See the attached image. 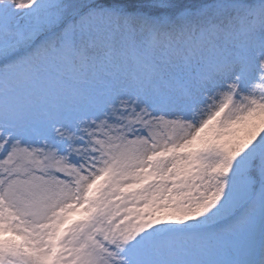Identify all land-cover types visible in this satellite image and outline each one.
<instances>
[{
	"label": "rangeland",
	"instance_id": "1",
	"mask_svg": "<svg viewBox=\"0 0 264 264\" xmlns=\"http://www.w3.org/2000/svg\"><path fill=\"white\" fill-rule=\"evenodd\" d=\"M32 1L0 0V47L9 42H16L18 46L17 51L9 55V58L12 55L13 60H7L16 64L28 53L27 49L30 50L28 62L19 68L7 72L8 69L0 65V69L5 70L0 73V237L10 235L11 240L21 245L23 249L22 254L18 253L14 260L12 259V264H143L140 256V259L129 260L127 254L123 257L120 251L109 244L106 234L108 229H111V224L110 227L108 223L103 224L102 231L101 225L93 223L97 218L96 213H93L97 195L108 196L107 193L115 188L130 186L141 176L146 166L150 165L148 164L150 160L153 161L150 166L154 171L147 186L141 188L143 191L135 197L147 200L163 194V190L174 176L173 166L183 158L178 154L179 150L185 147L183 142L189 138L188 141L193 140L190 136L194 134L197 126L195 120L209 115L227 95V85L233 80L231 71L233 63L244 57V60L249 61L248 71L255 74V65L263 60L259 51L264 48V38L252 56L250 54L252 42L246 38L264 32V14L257 13L251 20L246 19L248 14H243L241 21L235 18L231 20L232 13L222 9L226 5L225 2L230 4L231 2L223 0L220 1L218 8L186 17L184 21H188L189 25H196V29L216 23L222 31L234 28L240 30V34H247L241 36L245 39L242 41L239 38L236 47H230L229 53L226 54L230 66L212 64L205 69L215 73L210 79L200 80L190 89L192 99L189 102L185 101L183 94L176 88L175 78L178 71L176 68L173 69L174 76L170 82L172 85L163 91L165 103L161 106V94L142 95L132 87V84H128L124 89L123 86L126 84H118L117 81L113 87L120 86L123 90L121 93L118 89L113 94L104 93L100 84L96 86L86 78H84L86 81L77 84L80 90L78 96L62 98L55 94L54 98L49 94L50 91L44 93L45 90L40 89L39 85L49 78L42 73L44 56L48 55L47 49L45 46L30 47L31 39L26 35L18 38L16 29L19 25V16L33 9ZM97 1L39 0L33 15L47 20H63L64 24L70 18L84 16L80 24L82 31L79 33L81 53L84 58L91 57L92 64L96 63V68H100V55L110 44L118 47L119 55L124 47L137 46L143 56L145 52L142 40H145L154 29L143 22L139 24L134 20L136 18H131L133 21L123 25V21L118 18V12L106 9L103 14V10H98ZM253 20L256 23L250 25ZM13 25L15 27H12ZM50 38L53 41L51 44L60 47L64 42L74 38V32L67 31L63 37L60 34H53ZM177 48L173 63L179 65L181 46L177 45ZM207 56L215 62L223 58L221 54L214 56L210 52ZM152 62L158 63V57L152 55ZM86 72L89 74V71ZM32 74L35 81L31 85L28 79ZM252 79L255 83V78ZM243 90L245 96L252 94L248 87ZM87 96L89 102L82 100ZM52 98L55 107L44 106ZM61 100L62 106L66 105L68 108L72 106L73 101L80 104L75 116L77 122L85 120V116L91 111L106 106L105 112L98 115L103 126L101 135L97 136L94 132L89 135L83 132L70 133L71 123L61 108ZM238 104L239 102H235L233 108H237ZM86 122L89 123V120ZM141 129H144L145 134H141ZM87 138L90 143L99 142L97 155L90 154L88 141L83 143ZM194 140V146L197 147L198 140L196 137ZM103 163L110 165L113 171L109 170L108 179L98 181L95 190L86 201L83 199L78 201L76 216L68 225V228L73 227L63 232V245L59 246L60 243L55 236L69 212L63 210L64 203H59V192L56 191L55 183L50 181L60 182L65 187L68 201L72 202L75 186H79L82 193L88 181L99 174ZM257 168L256 176L259 179L253 181L257 183L256 191L262 205L264 154ZM254 183L249 187L251 191ZM131 195L132 193L128 194V197H123V202L130 203ZM107 204L105 215L110 213L109 207L112 208L110 200H107ZM75 217L85 221L76 226ZM255 223L257 234L254 243L249 245L255 246L246 252V256L254 254L255 257H251L253 262L259 260L258 264H264V216H261L259 211L251 216L250 225L255 226ZM101 232L104 233L103 241L99 235ZM203 246L207 251L202 250L201 253H213L211 258L213 263L219 257L218 250L222 249L221 246L215 242ZM4 247V243H0V250L3 251ZM179 247L180 244L177 248ZM197 252L198 249L195 247V254L190 252L188 257H194L197 261L206 260ZM174 259L175 256L165 257L159 253L153 264H175Z\"/></svg>",
	"mask_w": 264,
	"mask_h": 264
},
{
	"label": "trees",
	"instance_id": "2",
	"mask_svg": "<svg viewBox=\"0 0 264 264\" xmlns=\"http://www.w3.org/2000/svg\"><path fill=\"white\" fill-rule=\"evenodd\" d=\"M191 1H192L191 4L184 3L182 5L184 7L193 8L195 6H200L205 3H211L214 0H191ZM242 1H245V0H242ZM101 3L104 5H107V4H110V1L102 0ZM130 4L131 2L128 4V8L141 9L142 11H146V12H151L152 10L157 9L156 12L158 13L159 11L162 10V8H164V6L171 4V1L170 0H142L143 6H138V4L134 2L131 5ZM249 124L251 126L250 129H247V127H244V126H240V127L233 126L229 129L230 133L233 135V143H231L232 144V148L230 151L231 155L227 157L225 166L227 167V171L232 175L234 173L235 175H239L240 177L244 176V175L242 176L240 175L237 163H240L239 161H244L242 154L246 153L247 148H246V144L243 145L241 140L239 139L241 137L248 136V139L252 141L251 146H253L256 149V151L260 150L261 144L264 142V109L261 110L259 114L253 115L252 118H249ZM253 124L255 127L253 126ZM236 125H240V124H236ZM235 137H239V138L235 140ZM220 179H221V182L223 183L224 177L220 176ZM233 192H235V190L230 189V191H228V194L230 195ZM206 199L208 198L206 197Z\"/></svg>",
	"mask_w": 264,
	"mask_h": 264
}]
</instances>
